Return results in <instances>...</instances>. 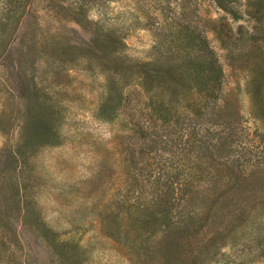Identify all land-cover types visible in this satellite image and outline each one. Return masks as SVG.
<instances>
[{
	"label": "rangeland",
	"instance_id": "rangeland-1",
	"mask_svg": "<svg viewBox=\"0 0 264 264\" xmlns=\"http://www.w3.org/2000/svg\"><path fill=\"white\" fill-rule=\"evenodd\" d=\"M223 4L0 0V264H264V0Z\"/></svg>",
	"mask_w": 264,
	"mask_h": 264
},
{
	"label": "trees",
	"instance_id": "trees-1",
	"mask_svg": "<svg viewBox=\"0 0 264 264\" xmlns=\"http://www.w3.org/2000/svg\"><path fill=\"white\" fill-rule=\"evenodd\" d=\"M218 5L224 6L223 0H215ZM206 66L208 68V79L210 82L211 92L209 93L208 97H220L223 96V78H224V72H223V66L220 60L218 59V56L214 55L213 53L209 52L206 58ZM230 124V123H229ZM230 137V134L227 135H219L216 140H214V137H207L203 140L207 150H208V158H211V161H217L216 163L224 165L223 161L229 159V155H226L223 150H221L220 146L221 144H226L228 142V138ZM174 241L170 240L167 245V257L170 261L175 260L174 254L175 250L173 248Z\"/></svg>",
	"mask_w": 264,
	"mask_h": 264
}]
</instances>
